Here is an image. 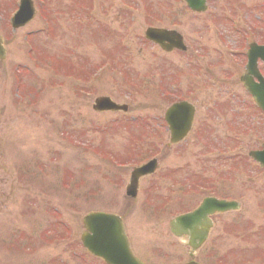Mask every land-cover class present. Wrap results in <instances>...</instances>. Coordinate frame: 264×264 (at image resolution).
Masks as SVG:
<instances>
[{"label": "rangeland", "instance_id": "1", "mask_svg": "<svg viewBox=\"0 0 264 264\" xmlns=\"http://www.w3.org/2000/svg\"><path fill=\"white\" fill-rule=\"evenodd\" d=\"M31 1L33 20L12 30L18 0H0L6 52L0 61V264H102L80 244L82 219L93 212L122 216L134 253L146 264L186 262L187 248L168 223L207 197L175 194L194 184L240 204L212 218L194 260L264 264V171L248 156L264 144V120L239 82L245 58L190 54H206L211 44L192 31L231 11L243 31L251 20L264 32V0H209L201 15L178 0ZM175 24L189 40L188 53L164 54L143 38L148 27ZM259 70L264 77V66ZM161 78L197 88L191 101L195 126L200 116L206 121L204 136L170 147L168 138L148 134L168 105L158 90ZM104 96L128 112L95 113L94 100ZM226 146L224 156L214 154ZM153 158L157 170L140 180L136 199L126 196L132 170L113 163Z\"/></svg>", "mask_w": 264, "mask_h": 264}, {"label": "water", "instance_id": "2", "mask_svg": "<svg viewBox=\"0 0 264 264\" xmlns=\"http://www.w3.org/2000/svg\"><path fill=\"white\" fill-rule=\"evenodd\" d=\"M190 5H193V0H187ZM33 17V9L29 0H20V8L12 20L13 29L24 26ZM167 34V33H166ZM169 36H175L170 33ZM147 39L159 43L164 39H168L164 35V32L149 30L146 33ZM4 58V50L0 39V59ZM261 59L264 63V47H253L248 56V73L259 76L256 72V61ZM247 77L242 79L245 87L258 104V106L264 111V83L260 85H254L248 81ZM93 109L96 111L110 110V111H126L125 107L117 106L113 104L108 98H99L95 100ZM261 167L264 168V147L260 152H253L250 154ZM238 205L236 203L206 201L204 202L198 211L194 214L181 217L171 222V228L175 231L177 225L184 224L185 231L192 237V233L195 232L196 226L200 224V220L204 219L206 215L213 214L214 212H226L237 210ZM84 226L91 236L84 234L82 241L84 246L95 256L102 258L107 264H141L135 259L129 249L123 232V227L118 218L105 214H91L83 219ZM209 227L208 223H205V227ZM173 231V232H174ZM205 236V232L202 237ZM202 240V239H201ZM194 264V263H189Z\"/></svg>", "mask_w": 264, "mask_h": 264}, {"label": "flooded vegetation", "instance_id": "3", "mask_svg": "<svg viewBox=\"0 0 264 264\" xmlns=\"http://www.w3.org/2000/svg\"><path fill=\"white\" fill-rule=\"evenodd\" d=\"M204 1L207 7L205 12H207L209 0H204ZM191 13L193 15H201V14H197L193 12ZM231 14L233 16H227L226 19H217L216 21H213L210 24H205L203 27V30L196 29L192 31V33H195L197 35L205 36L211 44H210V50L206 54L198 55V52L192 51L190 53L191 57L205 59L211 56L213 53L215 56H219V58L232 57V58H245L246 59L247 51H248V47L250 43L255 42L258 45H264V32H260L261 29L259 25H255L250 20L249 26H247V28L243 26V28L245 29V31H243L240 28L242 23H241L239 14L234 13L232 11H231ZM173 27L174 28H168V29H174L176 32L180 33L186 45V51L184 52L173 51L172 53H177V54L178 53H182V54L188 53L192 49V47L188 48L187 46L188 45L187 43L189 42V40L185 37L184 33H181L177 30L178 26H173ZM243 33L244 35H241ZM239 36H241V38ZM260 39H261V42H260ZM234 42L239 43L238 46L231 47L230 44ZM233 78L234 77L231 76V77H226V78L224 77L223 79L226 82H229V81H232ZM178 79H181V77L179 76ZM184 80L187 81V79H184ZM165 81L166 80L163 78L160 79V83H159L160 90L159 91H160L161 99L164 100V102H168V105L164 106L161 109L159 123H157V126L156 128H154V130H152L151 128L150 133L148 131V134L151 136L157 135L159 138L160 137L168 138V145L171 147V146L178 145L182 142L181 141L180 143H177V144H170V139L173 137H177L178 132H180L181 129L184 130L186 122L178 121L177 125H175V129L180 128L178 130H171V128L169 129V126L166 121L167 111L172 105L181 103V102L187 103L191 107H193V103L191 100L194 99L197 88H193L192 87L193 85L189 86L187 83H185L184 85L188 88L186 87L182 88L179 84H183V82H180V80H176L174 82V79H173L171 81V84L169 85H167ZM178 81L179 83H177ZM193 111H194L193 118H192V121L189 127V131L185 135L184 141L188 137H192L194 139L195 137H197V135L204 136V129L206 127V124H205L206 121L202 119L200 116V120H199L200 124L196 127L195 126L196 117H197V115H195L197 111L196 106L195 108L193 107ZM144 126L148 128L147 124H144ZM205 144L209 147L208 142L205 141ZM220 149L222 152L224 151V148H220ZM207 196H214V195H207Z\"/></svg>", "mask_w": 264, "mask_h": 264}]
</instances>
